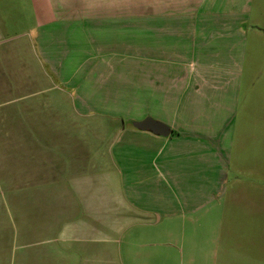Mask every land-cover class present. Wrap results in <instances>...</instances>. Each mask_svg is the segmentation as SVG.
Listing matches in <instances>:
<instances>
[{
  "label": "crops",
  "instance_id": "obj_1",
  "mask_svg": "<svg viewBox=\"0 0 264 264\" xmlns=\"http://www.w3.org/2000/svg\"><path fill=\"white\" fill-rule=\"evenodd\" d=\"M33 4L36 28L29 29L31 38L37 29L58 30L61 36L68 32L72 39L82 37L83 31L96 33L103 37L102 47L127 45L147 61V78L155 85L145 93L149 100L154 102L156 91L177 82L180 94L167 112L152 113L149 105L138 111L140 118L129 117L139 121L150 116L164 122L171 129L168 136L121 122L118 115L112 121L91 122L88 112L109 111L105 98L101 99L105 104L94 107L93 93L87 89L89 97L81 106L59 103V87L53 83L59 82L55 77L61 70L59 65L54 68L55 52L44 36L39 42L40 70L23 54V61H17L25 74L7 56L0 58V79L6 81L0 88V146L6 176L2 181L6 187L35 192L33 198L17 200L16 216L0 221V264H209L197 240L185 243L186 228L179 223L189 219L197 230L196 221L202 217L216 230L211 252L220 249L219 224L228 217L231 203L221 189L228 169L218 142L228 139V121L236 115L251 38L245 24L252 0H35ZM125 32L132 36L125 39ZM62 39L66 37L58 44ZM32 42L37 47L35 39ZM15 46L21 51L29 47L25 41ZM97 66L105 78L110 74L115 79L116 72L107 70L108 62ZM30 67L36 76L34 71L28 75ZM34 82L38 85L31 90ZM24 85L29 89L20 90ZM196 95L200 105L187 116L186 104ZM207 106L214 114L201 118L200 111ZM75 109L87 113V122ZM114 146L115 156L109 152ZM126 156L133 158L134 168L125 162ZM8 159H15L21 181Z\"/></svg>",
  "mask_w": 264,
  "mask_h": 264
},
{
  "label": "rangeland",
  "instance_id": "obj_2",
  "mask_svg": "<svg viewBox=\"0 0 264 264\" xmlns=\"http://www.w3.org/2000/svg\"><path fill=\"white\" fill-rule=\"evenodd\" d=\"M33 2L35 0H0V31L2 33L0 41H4L0 44V58L7 56L15 68L20 70L23 68V64L17 59L23 61L22 56L24 55L30 59V61L27 59L29 65L30 62L36 61L37 69L40 70L42 63L41 47L43 46L39 42L44 36V41L53 46L51 49L55 52L56 65L54 68L57 70L59 65L58 70H61V76L55 77L59 82L54 81L53 83V86L59 87L60 104L70 106L76 103L77 106H81V102L89 97L86 90L90 89L93 93L91 104L94 107L98 106L99 108L101 104L105 103L109 107L108 112L102 110L88 112L91 122H106L105 119L112 121L118 115L121 122H132V124L133 121H136L134 119L140 118L142 115L138 111L148 108L149 105L152 106V113L156 111L167 112L169 104L173 106L174 100L180 94L179 82L175 83L173 87L166 85L165 90L158 93L156 91V94L153 95L154 102L151 98L149 100V96L145 93L153 89L155 85L147 78L148 63L135 56L134 50L127 45L125 47H102L101 40L103 37L99 38L96 33L89 31H83L82 37L72 39L68 32H63L64 35L61 36L62 34L58 30L51 29L41 32L37 29L34 38H31L29 29L36 28ZM248 16L249 19L245 27L250 26L247 33L251 35V38H249L246 68L240 88L236 115L235 117L232 116L231 119L233 120L228 121L231 126L228 139L218 142L221 149L222 164L224 168L227 166L228 169V176L221 183V189L226 195V202L231 203L228 204L229 207L227 208L229 210L228 217L219 224L221 230L219 233V237L221 236L220 249L211 252L212 232L216 230L212 228L214 225L211 227L212 224H208L205 219L201 220L202 217L196 221L197 230L192 229L194 223L188 221L189 219L186 220L187 222L181 221L179 223V227L184 226L186 228L184 231L185 243L189 244L188 240H197L203 248L199 247L204 251L209 264H264V0H252ZM253 28L257 29L251 31ZM131 36V32H125V39ZM63 37L66 39H62L58 44V41ZM33 39H35L37 47L33 45ZM24 41L28 43L29 47L23 48L21 51L15 45H20ZM110 41L112 44L120 46L113 39ZM32 53L33 57L30 58ZM105 61L110 66L107 70L116 72L115 79H112L110 74H108L109 78H105L99 73H105L101 67H98ZM95 64L98 65V68H94ZM46 66L50 68L47 63ZM28 69V75L31 76L34 69L31 67ZM23 71L25 74V69ZM71 71H74V74L63 76L66 72L71 73ZM36 75L37 72H35ZM34 78L40 86V80L37 77ZM37 85L34 82L30 85V89L35 90ZM5 86L6 81L0 79V88H5ZM25 89H29V86L20 87V90ZM16 92L15 89L12 96H15ZM202 95L203 98H208V95ZM199 96L196 95V100L187 102V116L192 115L193 106L200 105L197 103L201 98ZM102 97L105 98V103H102ZM189 97L192 98L194 95ZM211 100L217 102L213 98ZM58 106L64 107L63 105ZM1 110L2 108H0ZM61 111L67 114L65 109ZM74 113L79 116L82 115L81 117L84 116L81 121L87 122L86 112L76 110ZM130 114L136 118H129ZM213 114L210 106L200 111L201 118L213 116ZM208 144L212 143L208 142ZM109 152L115 156L116 147L114 146L113 151L110 148ZM3 157L4 149L0 146V185H2L0 186V221L16 216L17 209H19L17 200L33 198L35 194L34 191L22 192L20 187L4 186L5 181H2V178H6V176L3 174L5 171ZM125 158V162H129L130 166L134 168L133 158L130 156ZM8 163H13L14 168L11 170L20 179V175H17L19 169L16 167L15 159H8ZM114 163L116 164V162ZM15 219L16 217L14 222ZM227 232L232 233L230 237ZM203 238H205L204 245L201 244Z\"/></svg>",
  "mask_w": 264,
  "mask_h": 264
},
{
  "label": "water",
  "instance_id": "obj_3",
  "mask_svg": "<svg viewBox=\"0 0 264 264\" xmlns=\"http://www.w3.org/2000/svg\"><path fill=\"white\" fill-rule=\"evenodd\" d=\"M133 125L138 129L149 130L162 136H168L171 132L167 124L150 116L139 121H133Z\"/></svg>",
  "mask_w": 264,
  "mask_h": 264
}]
</instances>
